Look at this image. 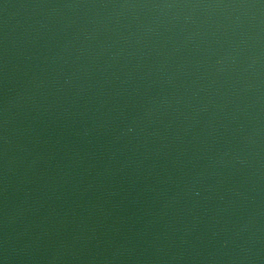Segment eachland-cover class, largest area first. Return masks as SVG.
Listing matches in <instances>:
<instances>
[{
	"label": "water",
	"instance_id": "water-1",
	"mask_svg": "<svg viewBox=\"0 0 264 264\" xmlns=\"http://www.w3.org/2000/svg\"><path fill=\"white\" fill-rule=\"evenodd\" d=\"M0 264H264V0H0Z\"/></svg>",
	"mask_w": 264,
	"mask_h": 264
}]
</instances>
